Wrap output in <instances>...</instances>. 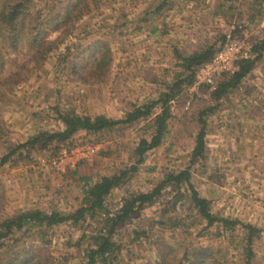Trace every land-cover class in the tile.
Instances as JSON below:
<instances>
[{
  "label": "rangeland",
  "instance_id": "1",
  "mask_svg": "<svg viewBox=\"0 0 264 264\" xmlns=\"http://www.w3.org/2000/svg\"><path fill=\"white\" fill-rule=\"evenodd\" d=\"M159 1L98 0L72 25L48 29L44 41L51 42V49L41 59L31 55L24 37L15 48L1 46L0 41V153L36 130L60 128L55 109L120 117L129 103L156 97L178 69L173 49L188 53L223 42L227 33L248 45L260 36L264 0H205L208 8L200 13L180 8L181 0H166L152 11ZM33 2L34 8L43 3ZM51 3L52 15L66 9V0ZM144 12L147 20L141 21ZM97 39L109 47L110 59L102 69L95 67L100 51ZM186 87L169 101L170 116L160 144L147 150L136 168L107 195L109 212L113 214L128 192L148 190L165 171L188 167L193 187L208 199L212 212L258 227L250 261L264 264V49L241 82L218 100L204 85L191 93ZM208 105L210 110L205 109ZM203 109L204 151L190 162ZM142 123L121 124L106 136L77 134L74 144H95L97 150L91 159L79 162L76 174L47 164L60 147L18 148L0 165V219L33 206L71 209L80 195L78 173L95 178L132 163ZM171 191L164 188L142 204L136 216L115 225L112 237L121 244L120 264H189L181 257L183 249L194 257L192 253L201 247L214 250L220 264H242L244 229L236 224L217 235L214 225L204 227V219L193 214L187 196L178 198L172 207ZM170 218L178 220L176 227L165 223ZM138 226L148 228L146 237L132 236L131 229ZM79 233L80 228L69 222L53 226L43 236L36 230L17 232L18 240L0 249V264L10 259L15 264L14 251H21L19 259L29 258L25 264H78L81 251L70 243ZM211 261L205 258L203 264Z\"/></svg>",
  "mask_w": 264,
  "mask_h": 264
},
{
  "label": "trees",
  "instance_id": "2",
  "mask_svg": "<svg viewBox=\"0 0 264 264\" xmlns=\"http://www.w3.org/2000/svg\"><path fill=\"white\" fill-rule=\"evenodd\" d=\"M37 1H43L39 8H34L33 0H3L0 4V41L2 42L1 46L7 45L9 48H15L19 39L24 37L25 42L30 47L31 55H38L39 59L43 58L44 54L51 49V42L46 43L44 41V34L48 29H57L61 26L66 28L72 25L85 10L98 2V0H66V9L52 15L50 11L54 4H50V0L47 1L48 3H45L46 0ZM164 3L166 0L156 2L152 11L159 10ZM146 12L139 20H147ZM141 26L138 24L136 28L140 30ZM155 27L151 28V32ZM96 43H98L100 51L95 61V67L102 69L110 59L109 47L101 44L102 41L98 39ZM221 44L222 42L218 44L208 43L188 53H181L177 49H173L176 58L174 65L178 66V69L173 71L170 81L162 84L156 97L129 103L120 117L107 116L101 113L80 114L73 109L65 111L55 109V116L62 125L60 128L55 130L39 129L28 135L20 143L6 145L5 151L0 153V165L6 163L18 148H29L35 144H50L54 149H57L61 146L73 145L75 136L80 133L106 136L121 124L130 125L138 120L143 122L139 128L141 134L132 148L133 161L128 167L111 173L100 174L95 178H92L91 174L78 173L80 195L75 205L69 210H61L55 206L48 209L33 206L3 216L0 219V249L2 247L10 248L19 238L18 235H15L17 232L23 234L36 230L43 236L53 226L62 222H69L71 225H77L80 228L79 235L70 243L81 251L78 264H120L118 253L121 244L112 237L115 225L129 217L136 216L135 213L142 204L152 200L154 196L159 195L161 190L167 187L173 192L172 207L178 198L187 196L194 210L193 214L204 219V227L214 225L217 235L231 231L236 224L240 225L244 229V235L241 238L243 241L242 264H251V243L258 235V227L249 222H242L237 218L212 212L209 208L208 199L200 196L193 187L188 167L176 171H165L161 178L148 190L128 192L122 197L121 204L113 214H109L111 203L106 200L109 192L119 186L128 176V172L134 170L136 164L143 160L144 153L160 144L170 116L169 101L180 94L184 87L193 80L195 69L206 61ZM64 48L67 49V46ZM249 49L252 55L241 59L238 62L237 70L233 73L223 74L217 80L215 88L210 93L213 98L218 100L222 95L236 87L250 72L254 62L261 56L264 49V22L260 27V36L251 43ZM61 56L64 58L66 55L63 53ZM1 67L2 60L0 61ZM13 73L10 72L8 75H15ZM209 108H211L209 105L205 107V109ZM204 111L206 112L204 109L201 110L198 116L200 125L194 135L189 156L190 162L200 158L204 151V120L200 118ZM76 167L70 172L76 174ZM160 212L163 214L165 208L160 209ZM167 220L165 223L169 225V228L176 227L178 224V220L175 218ZM131 232L135 238L139 235L146 237L148 228L133 227ZM19 253L21 251H14L13 253V259L17 260L15 264L28 263L29 258L19 259ZM192 254L194 257H189L186 248H184L181 257L188 260L189 264H203L205 258L213 260L211 264H220L214 257V250L212 251L209 247H201L199 251ZM12 263L13 261L10 259L2 264Z\"/></svg>",
  "mask_w": 264,
  "mask_h": 264
},
{
  "label": "built area",
  "instance_id": "3",
  "mask_svg": "<svg viewBox=\"0 0 264 264\" xmlns=\"http://www.w3.org/2000/svg\"><path fill=\"white\" fill-rule=\"evenodd\" d=\"M249 47L250 45L245 43L242 38L227 33L222 44L195 69L194 78L186 89L191 93L195 92L199 85H204L212 91L219 77L223 74L233 73L237 70L238 62L241 59L252 55ZM188 102L187 100L186 104ZM96 150L95 144L83 142L62 146L54 156L47 159V164L59 171L73 169L79 162L91 159ZM120 204L121 201L118 206ZM109 214L112 213L109 212Z\"/></svg>",
  "mask_w": 264,
  "mask_h": 264
},
{
  "label": "crops",
  "instance_id": "4",
  "mask_svg": "<svg viewBox=\"0 0 264 264\" xmlns=\"http://www.w3.org/2000/svg\"><path fill=\"white\" fill-rule=\"evenodd\" d=\"M182 4L180 8H191V10L197 11V13L204 12L205 8H208V5L205 3V0H181ZM264 22V15L261 18L260 26Z\"/></svg>",
  "mask_w": 264,
  "mask_h": 264
}]
</instances>
